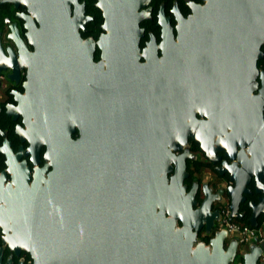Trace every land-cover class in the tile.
Instances as JSON below:
<instances>
[{
  "label": "water",
  "instance_id": "95a60500",
  "mask_svg": "<svg viewBox=\"0 0 264 264\" xmlns=\"http://www.w3.org/2000/svg\"><path fill=\"white\" fill-rule=\"evenodd\" d=\"M10 1L23 3L29 12L26 35L35 52L30 54L31 84L26 93L49 146L46 166L39 172L50 166L52 170L39 178L37 169L31 184L26 175L15 186L0 188L3 245L18 256L22 250L29 252L34 264H233L239 249L228 231L216 230L208 244L198 239L202 231L213 232L218 213L212 212V204L220 195H211L208 187L198 183L187 190V158L192 155L185 149V137L174 134L183 129L189 93L210 87L219 89L223 112L230 113L224 120L235 119L234 110L253 109L256 119L251 134L263 124L264 94L252 96V92L258 87L257 59L263 57L264 0L192 4L189 18L178 15V41L161 14L163 55L159 56L155 44L150 51L152 81L147 75L142 81L127 79L122 87L116 85L122 90L110 93L97 82L100 76L93 82V116L84 126L86 132L96 134L91 142L83 133L79 139L71 138L76 104L70 100V87L64 85L73 65L76 69L101 63L94 61L95 42L83 43L80 36L92 18L85 15V4L78 0ZM97 1L105 19L102 28L108 32L98 41L103 58L114 64V70H131L128 63L141 57L140 22L146 12L139 10L151 0ZM201 49L212 50L204 56L215 79L204 80L198 70L187 73L188 67H197ZM150 93L154 111L147 116L154 118L156 147L105 144L108 104H122L117 112L120 118L130 117L132 106L141 107L139 103L150 100ZM117 117L111 112L108 120L113 124ZM226 155L233 156L230 151ZM209 157L217 163L218 157ZM233 166L226 167L225 162L220 170L232 172L236 180ZM229 195L231 215L237 220L236 190L231 188ZM255 218L251 220L254 227L258 226ZM250 248L238 264H264L259 262L264 242ZM1 254L2 248L0 264ZM6 264H12V259Z\"/></svg>",
  "mask_w": 264,
  "mask_h": 264
},
{
  "label": "flooded vegetation",
  "instance_id": "af4514ba",
  "mask_svg": "<svg viewBox=\"0 0 264 264\" xmlns=\"http://www.w3.org/2000/svg\"><path fill=\"white\" fill-rule=\"evenodd\" d=\"M78 1L85 4V15L92 17L86 24V30H80L82 42L91 40L95 42L94 61H101V63H95L93 66L91 64L83 65L76 69L73 65L64 85L70 87V100L76 104V113L73 115L76 122L71 138L79 139L83 133L86 140L91 142L96 140V134L94 131L86 132L84 126L93 116L94 91L92 86L96 78L101 77L97 82L106 85L105 90L108 93L112 90H122L116 85L121 84L122 87L127 79L142 81L146 79L147 75L152 81L150 51L155 44L158 46L159 56L163 55L162 47L159 48L164 40V27L159 24L160 15L163 14L164 19L169 20L172 35L178 41V15L189 18L188 16L193 13L192 4H205V1L151 0L149 4L141 6L139 12L144 10L146 12L140 22V27L143 28L139 41L141 57L139 61L128 63L132 68L125 72L123 69L114 70V64L103 58L102 48L98 41L108 32L102 28L104 22L95 29L93 25L97 19L91 7L94 4L100 9L97 6L98 1ZM72 8H74V4ZM28 14V8L23 3L17 4L10 0H0V62L2 61L3 64L0 67V188L8 184L15 186L14 182L22 180L26 175H29L30 178L27 181L31 184L37 169L36 176L39 178L41 175L47 176L48 172L52 170L50 166L47 171L39 172L46 166L45 154L49 146L45 143L48 140L41 136L40 132L43 128L39 127H43V125L39 122L36 124V114L30 108L33 101L28 98V93H26L27 87L31 84L29 69L33 59L30 54L35 52V45L30 43V39L26 35L25 16ZM34 20L36 21V19ZM36 22L37 25H40L38 21ZM260 49L263 51V57L257 59L259 72L256 81L258 87L252 92V96L264 94V44ZM199 51L201 59L197 67L195 69L188 67L187 73L192 74L198 70L200 77L204 80L215 79L217 75L212 72L210 61H207L204 56L206 52L212 53V50L201 49ZM133 90L135 91V89ZM219 93L221 92L218 88L211 87L200 90L198 93H189L192 96L188 97L185 102L187 112L183 117V129L174 134L176 137H185V149L192 155L187 158L189 173L185 180L187 190L198 183L208 187L211 195H220L212 204V212L218 213L213 232L202 231L198 238L199 241L203 240L206 244L215 236L222 209L231 207L232 196L229 195L231 188L235 189L238 195L237 206L240 214L238 220L251 224V220L255 216L258 225L264 223V117L261 119L263 124H260L253 134H251V126L256 119L253 109H247L240 113L234 110L233 117L236 118L224 120L223 117H229L230 113L223 112ZM140 94L134 93L137 96ZM109 96L108 94L107 97L109 98ZM139 97L144 98L146 94ZM139 105L141 107L133 108L132 106L129 112L130 117L120 118L117 112L123 107L122 104H108L106 117L109 118L111 112L118 117L113 118V124L110 119L105 120L107 124L105 127L108 129L102 138L105 144L110 147L124 148L156 147L154 118L147 116L150 110L154 111V107L151 108L153 106L152 93H150V100L144 99ZM262 115L264 116V107ZM22 132H25L24 138H22ZM242 143L245 146H242ZM32 145L33 149L30 150ZM28 150L30 153H27ZM227 151H230L233 156H227ZM181 152H176V154L179 155ZM209 156L218 157L217 163L210 160ZM225 162L226 167L234 165L233 169L238 177L236 180L232 179V172L230 173L228 170L221 172L220 167H223ZM257 175L260 177L257 178ZM2 239L0 230L2 264H6L10 258L12 264H20L22 261L23 264H34V259L29 252L22 250L21 256L15 255L6 244L3 245ZM240 251L239 249L238 254Z\"/></svg>",
  "mask_w": 264,
  "mask_h": 264
},
{
  "label": "built area",
  "instance_id": "2783aa9c",
  "mask_svg": "<svg viewBox=\"0 0 264 264\" xmlns=\"http://www.w3.org/2000/svg\"><path fill=\"white\" fill-rule=\"evenodd\" d=\"M221 213V218L217 223V231L222 229L228 231L229 239L237 241L242 255L250 251V246L264 242V223L254 227L238 219H233L228 207H224ZM259 262L264 263V251Z\"/></svg>",
  "mask_w": 264,
  "mask_h": 264
},
{
  "label": "trees",
  "instance_id": "16d2710c",
  "mask_svg": "<svg viewBox=\"0 0 264 264\" xmlns=\"http://www.w3.org/2000/svg\"><path fill=\"white\" fill-rule=\"evenodd\" d=\"M95 1V0H93ZM92 7V12L96 14V22H94V27L99 28V26L104 22L103 15L100 9H98L94 4L91 6ZM208 240V239H207ZM209 241V240H208ZM243 262V255L240 253L238 254V257L236 258V261L233 264H238V263Z\"/></svg>",
  "mask_w": 264,
  "mask_h": 264
}]
</instances>
